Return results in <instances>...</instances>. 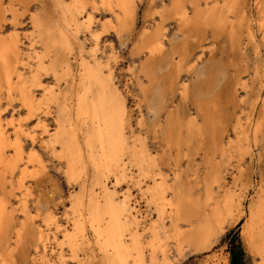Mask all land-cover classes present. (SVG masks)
<instances>
[{
    "label": "rangeland",
    "instance_id": "obj_1",
    "mask_svg": "<svg viewBox=\"0 0 264 264\" xmlns=\"http://www.w3.org/2000/svg\"><path fill=\"white\" fill-rule=\"evenodd\" d=\"M20 2L24 7L19 2L15 6L19 12L24 8L19 19L23 30L29 28L31 13L47 24H55L56 17L61 20L56 0ZM133 3L131 17L117 33L112 28L115 22L110 23L111 18L100 2H90L88 11L97 22L91 34L80 29L71 53L75 54L73 47L79 44L85 53L90 52L95 44L93 35H98L94 57L106 66L105 74L107 69L112 71L111 78L124 99L128 144L139 140L157 158L169 181L178 174L176 190L202 201L205 192L212 198L224 196L228 208L238 200L241 204L240 211L228 217L225 231L210 237L207 250L198 251L194 244L184 241L179 251H171L168 264H260L255 247L247 243L242 232L259 197L264 201V42L257 27L264 10L256 11L255 0H133ZM249 26L254 41H250ZM10 29L9 22L3 24L4 33ZM152 43L160 47L149 53L144 47ZM59 55L60 60L67 58L73 66L74 55L67 52ZM39 76L52 84L49 74L40 72ZM64 79L60 78L62 88ZM155 92L162 109L153 116L148 110V100ZM14 113V123L26 115L16 107ZM37 115L42 117V123L37 125L32 120L28 126L37 139V151L46 171L26 176L27 194L16 189L17 175L12 180L13 189L6 183L5 188H0V196L11 201L10 211L19 209L18 201L25 194L27 216L32 217V221L25 220L15 213L9 240L0 244V255L9 264H42L43 252L52 264L60 261L104 264L101 255H84V246L72 252L65 243L61 244L63 227L71 225L70 200L80 195L83 188L65 177L63 165L53 151L40 147L41 125L53 128L54 113ZM244 128L249 130L247 141L241 139L242 147L230 150L228 140L235 141L236 133ZM23 142L30 147L29 138L24 137ZM91 174L89 169L87 189L94 182ZM219 180L224 182L222 192L217 189ZM137 181L136 177L133 181L127 177L119 189H128L130 204L142 215L138 229L146 241L147 227L157 219L154 208L147 204L149 178L141 179L139 184ZM50 214L56 224L49 223L46 227ZM21 223L25 226L17 241L15 232L22 228ZM165 227L169 229L167 220ZM181 228L186 230L185 224ZM40 230L48 236L44 247H36V233ZM157 257L159 264L161 256Z\"/></svg>",
    "mask_w": 264,
    "mask_h": 264
},
{
    "label": "bare ground",
    "instance_id": "obj_2",
    "mask_svg": "<svg viewBox=\"0 0 264 264\" xmlns=\"http://www.w3.org/2000/svg\"><path fill=\"white\" fill-rule=\"evenodd\" d=\"M96 1L109 14L110 23L115 22L113 30L122 31L132 15L133 0H56L61 20L56 17L55 24H47L31 13L26 30L19 22L24 8L19 12L15 6L20 0H9L7 4L0 0V188H5L3 183H6L13 189L12 180L17 175L16 189L27 194L26 176L38 170L46 171L28 123L35 120L40 125L42 117L37 113L42 112L45 117L53 112L54 127L41 125L40 147L53 151L63 165L65 177L83 188L80 195L70 200L71 225L63 227L61 244L65 243L72 252L84 246V255H101L104 264H155L157 255L161 256L159 264H168L171 251H179L184 241L194 244L198 251L207 250L210 237L225 231L228 217L239 212L241 204L238 200L228 208L224 196L212 198L209 192H205L204 201L188 197L175 189L180 179L178 174L169 181L157 158L139 140L128 144L125 133L128 111L124 99L111 78L112 71L107 69L105 74L106 66L94 57L98 35H93L95 44L90 52L85 53L79 44L73 47L75 54L71 53L80 29L90 34L93 31L97 21L87 6ZM255 9L263 11L264 0H255ZM7 22L11 29L4 33L3 24ZM257 27L264 42V17ZM249 30L250 41H254L250 26ZM158 47L159 44L152 43L144 48L152 53ZM64 52L74 55L73 66L67 58L60 60L59 54ZM40 72L52 77L51 85L40 78ZM61 77L65 78L63 88ZM155 95L148 100V110L153 116L162 109L159 94L155 92ZM12 105L26 113L22 121L14 123ZM244 129L236 133L235 141L228 140L230 150L242 147V140L247 141L249 130ZM24 137L30 140L29 148L24 145ZM89 169L94 182L87 189ZM127 177L130 181L135 177L139 182L150 180L145 193L157 221L147 227L146 241L138 229L142 215L130 204L128 189H119ZM217 183L218 191L222 192L224 182ZM25 194L18 201L19 209L14 211L9 210L11 201L0 196V244L9 240L15 213L32 221L27 216ZM260 198L250 210L248 226L242 233L247 243L255 247L260 264H264V201ZM165 220L169 222V229L165 227ZM45 222L46 227L49 223L56 224L51 214ZM182 224L186 230L181 228ZM20 226L15 232L17 241L25 224ZM47 240L43 231L36 233V247H44ZM40 260L42 264H52L44 252ZM9 263L0 255V264Z\"/></svg>",
    "mask_w": 264,
    "mask_h": 264
}]
</instances>
